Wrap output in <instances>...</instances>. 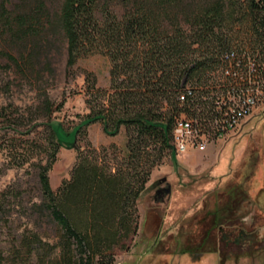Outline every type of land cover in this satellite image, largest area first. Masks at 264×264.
I'll return each instance as SVG.
<instances>
[{
    "label": "rangeland",
    "instance_id": "obj_1",
    "mask_svg": "<svg viewBox=\"0 0 264 264\" xmlns=\"http://www.w3.org/2000/svg\"><path fill=\"white\" fill-rule=\"evenodd\" d=\"M211 1L182 0L180 8L188 11L192 4ZM104 2L118 9L117 0H97L98 7ZM60 3L61 0H0V247L6 256L12 248H18V260L27 250L23 243H31L30 260L41 246L45 250L49 246L53 256L59 252L58 228L43 206L37 178L39 166L47 162L52 150L47 120L57 131L52 138L58 143L47 171L52 190L69 179L71 169L81 158L110 173L126 171L131 180L144 172L147 159L152 160L151 155L158 151L148 144L144 154L149 158L142 157L132 168L123 125L109 135L102 130L101 121L95 120L81 126L77 133H70L91 106L101 100V91L108 89L109 60L93 52L79 57L65 73V41L54 14ZM239 3L244 7L246 0ZM241 25L236 23L231 29L233 38L249 34ZM172 112L173 106L164 108L165 117ZM263 113L264 108L258 110L227 139L213 145L215 152L224 148L215 160L213 175L225 170L228 161L238 163L244 149L243 160L249 153L258 152L262 158L260 168H264ZM204 151L175 154L170 145L160 153V160L149 170L133 206L136 230L131 240L110 257H94L93 264H259L264 242H220L218 227L208 239L214 251L180 257L178 250L187 240L198 241L194 217L200 227L208 221V213L213 211L210 192H220L223 187L215 183L212 188L210 166L203 169L211 156L201 158ZM187 157L190 165L185 162ZM236 168L229 169L226 183L233 184L240 178V169L235 171ZM252 204L255 205L247 203L242 208V215L255 207ZM257 205L264 211V191L258 195ZM205 209L208 210L203 216ZM245 220L248 222L249 217ZM177 237L179 246L174 248Z\"/></svg>",
    "mask_w": 264,
    "mask_h": 264
},
{
    "label": "trees",
    "instance_id": "obj_2",
    "mask_svg": "<svg viewBox=\"0 0 264 264\" xmlns=\"http://www.w3.org/2000/svg\"><path fill=\"white\" fill-rule=\"evenodd\" d=\"M117 1L115 10L107 2L99 8L97 0H61L54 13L65 41L66 74L79 57L93 52L109 60L108 89L101 91V100L70 133H77L81 126L95 120L101 121L102 130L109 135L123 125L132 168L142 157L147 158L144 148L148 144L158 151L151 155L152 160L147 159L144 172L131 180L126 171L110 173L81 158L71 169L69 179L52 190L47 171L58 143L53 140L57 131L47 120L52 150L47 162L39 166L37 178L43 206L58 228L59 252L53 256L49 246L48 250L41 246L30 260L31 243H23L27 250L18 260V248H12L6 256L0 247V264H93L94 257H110L123 248L135 233L133 206L149 170L160 160V153L170 149L179 87L211 67L216 55L232 46L247 47L264 56V0H246L244 7L239 0H212L189 5L188 11L181 10L182 0ZM236 23L249 32L247 37H232L230 31ZM166 106H173V112L165 117ZM244 154L245 149L239 162L230 167L238 166L235 171L240 169V178L233 184L226 183L228 172L218 184H222V190L210 192L213 211L208 213V221L200 227L194 217L199 236L197 242L189 243L193 252L214 251L208 246L212 230L236 224L244 216L242 208L247 203H255L252 205L264 214L257 205V197L264 191L262 158L258 152H251L243 160Z\"/></svg>",
    "mask_w": 264,
    "mask_h": 264
},
{
    "label": "built area",
    "instance_id": "obj_3",
    "mask_svg": "<svg viewBox=\"0 0 264 264\" xmlns=\"http://www.w3.org/2000/svg\"><path fill=\"white\" fill-rule=\"evenodd\" d=\"M170 145L175 154L203 151L223 141L264 108V56L232 46L176 93Z\"/></svg>",
    "mask_w": 264,
    "mask_h": 264
},
{
    "label": "flooded vegetation",
    "instance_id": "obj_4",
    "mask_svg": "<svg viewBox=\"0 0 264 264\" xmlns=\"http://www.w3.org/2000/svg\"><path fill=\"white\" fill-rule=\"evenodd\" d=\"M246 215H249L248 222L240 218L236 224H227V225L218 227V231L221 235L220 242L227 243L229 241H232L234 243L235 242H240V243L245 242L246 243L245 239L248 236L240 232V229L242 227H245V228L247 227L249 229V232H255V233L258 232L257 229L259 227L264 228V214L262 212L258 211L255 207H252ZM179 242L180 241L178 237L174 238L173 247L175 248L176 246H179ZM188 242L192 243L189 240H187L186 245H184L178 250L179 253L181 254L180 257H182L183 255L191 256V253H194L191 250L190 244ZM260 242H264V237H262L260 240L254 241L253 244L260 243ZM199 253H202V252H199Z\"/></svg>",
    "mask_w": 264,
    "mask_h": 264
},
{
    "label": "crops",
    "instance_id": "obj_5",
    "mask_svg": "<svg viewBox=\"0 0 264 264\" xmlns=\"http://www.w3.org/2000/svg\"><path fill=\"white\" fill-rule=\"evenodd\" d=\"M214 145V144H213ZM213 145H209L207 146L205 149L204 152L200 153L202 155L201 158H205L207 159V157L211 156V160L207 159L208 161L204 163V168L203 169H206L208 166H210L209 168V178H210V181H211V184H212V188H214L216 186L215 183H220L223 179H225L227 177V174L229 172V169L230 167H232L234 165V163L232 162H229L228 159V167L223 170L221 173L219 174H212L213 170H214V166L216 165L215 163V160L217 157H219V155L221 154V151L222 149H219V150H216L215 152V147ZM187 153H192L191 151L190 152H187ZM190 157H187L185 158V162L187 163V165H190L191 164V161H189ZM259 264H264V252L260 255L259 257Z\"/></svg>",
    "mask_w": 264,
    "mask_h": 264
},
{
    "label": "water",
    "instance_id": "obj_6",
    "mask_svg": "<svg viewBox=\"0 0 264 264\" xmlns=\"http://www.w3.org/2000/svg\"><path fill=\"white\" fill-rule=\"evenodd\" d=\"M166 192V190H165ZM249 215H245L243 217H241L242 220H245L246 218H248ZM257 233L255 232H249V229L246 227H242L240 229V232L244 233L246 236H248L245 241L248 243V244H251L253 243L254 241L256 240H260L262 237H264V228L263 227H259L257 229Z\"/></svg>",
    "mask_w": 264,
    "mask_h": 264
}]
</instances>
